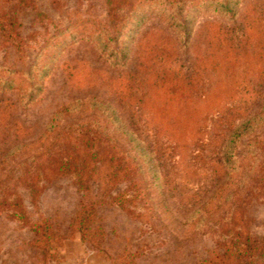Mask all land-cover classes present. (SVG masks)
Segmentation results:
<instances>
[{
    "label": "rangeland",
    "instance_id": "374dc122",
    "mask_svg": "<svg viewBox=\"0 0 264 264\" xmlns=\"http://www.w3.org/2000/svg\"><path fill=\"white\" fill-rule=\"evenodd\" d=\"M33 1L13 8L18 42L0 37V264H239L220 257L235 232L264 237V0ZM93 102L122 115L155 167L140 176L136 214L98 206L88 243L75 177L37 174L92 121ZM235 130L233 169L223 154ZM16 198L30 224L10 216ZM43 219L58 237L48 248L32 228Z\"/></svg>",
    "mask_w": 264,
    "mask_h": 264
},
{
    "label": "trees",
    "instance_id": "16d2710c",
    "mask_svg": "<svg viewBox=\"0 0 264 264\" xmlns=\"http://www.w3.org/2000/svg\"><path fill=\"white\" fill-rule=\"evenodd\" d=\"M17 5L34 7L33 0H0V37L5 41L18 42L16 39L20 36V23L17 17L12 13ZM116 6H113L114 13L117 12ZM173 19V16H169ZM101 36V35H99ZM104 49L109 48L107 41H101ZM120 56L119 53H114ZM73 107H68L60 112H68ZM91 109L95 110L92 121L79 123L72 132L61 139L60 147L47 156H45L40 165V172L37 177L44 178L53 175H73L78 189L83 192L81 209L77 214L75 229L81 234L85 242H94L97 232L92 229L98 206L102 204H119L130 214H136L133 209L136 195L142 193L140 187V176L144 174L145 167H155L151 152L145 146V140L137 136L128 128L122 115L110 105H103L93 102ZM60 116H56L58 120ZM117 123L115 134L111 136L107 133L110 123ZM106 129V130H105ZM239 130H235L227 147L224 149L223 160L229 168H235L239 161V155L236 152L237 143L241 139ZM189 137L195 140L196 144H201L199 134L189 133ZM176 143L181 142L180 138L175 139ZM204 144V142H203ZM212 161V157L211 160ZM264 168V166H263ZM103 186V191L95 193L93 186L95 184ZM126 183L127 189L112 191L119 184ZM32 192L40 193L36 182L27 183ZM132 192V193H131ZM131 193V194H130ZM6 208L10 216L30 224L25 206L20 198L5 200ZM238 211V210H237ZM237 219V218H236ZM33 230L39 236L36 244L43 248H48L58 243V237L52 230V224L48 219L33 223ZM245 230H237L235 237L226 246V251L221 258L229 257L235 259L239 264H264V237L262 240L255 239L253 236L245 235ZM55 257V255H54ZM125 256L119 261L125 264ZM209 262V260H208ZM113 263L112 264H119ZM209 264H212L210 261Z\"/></svg>",
    "mask_w": 264,
    "mask_h": 264
}]
</instances>
